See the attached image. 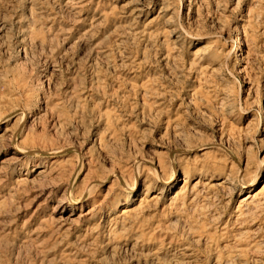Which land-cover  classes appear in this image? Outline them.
<instances>
[{"label": "rangeland", "instance_id": "374dc122", "mask_svg": "<svg viewBox=\"0 0 264 264\" xmlns=\"http://www.w3.org/2000/svg\"><path fill=\"white\" fill-rule=\"evenodd\" d=\"M263 184L264 0H0V264H264Z\"/></svg>", "mask_w": 264, "mask_h": 264}, {"label": "bare ground", "instance_id": "6f19581e", "mask_svg": "<svg viewBox=\"0 0 264 264\" xmlns=\"http://www.w3.org/2000/svg\"><path fill=\"white\" fill-rule=\"evenodd\" d=\"M244 37H242V36H239V39H237V44H238V47H237V50L238 51H242V49H243V44H245V42H244ZM240 56L241 55H239L238 54V59H237V62H242V60H243V58L241 59L240 58ZM44 172V171H43ZM222 184H225V181H221L220 182V184H218V185H222ZM256 185H257V182H254V183H252L250 186V188H248L249 190L250 189H253L254 187H256ZM264 185V184H263ZM196 187V186H195ZM136 190V189H135ZM183 193V190H180V191H178V193L177 194H182ZM146 194H148V192H146ZM259 195L261 194L262 196L264 195V187H263V189L262 190H260V192L258 193ZM257 194V195H258ZM195 195V194H194ZM257 195H254V194H252V192H247V194H245V196L241 199V204H247V206H252L254 203H255V201H257V199L255 200V198H257L256 196ZM195 198V197H194ZM263 198H264V196H263ZM196 201V200H195ZM258 204V203H257ZM72 206V205H71ZM242 206V205H241ZM260 205L258 204V206L257 207H259ZM245 207V206H244ZM133 210V209H132ZM258 211V210H257ZM131 213V208H125V209H123V214L124 215H129Z\"/></svg>", "mask_w": 264, "mask_h": 264}]
</instances>
